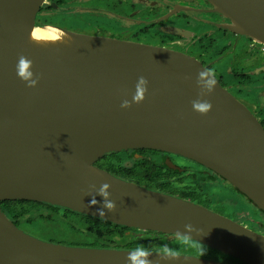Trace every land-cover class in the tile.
<instances>
[{
	"label": "water",
	"instance_id": "obj_1",
	"mask_svg": "<svg viewBox=\"0 0 264 264\" xmlns=\"http://www.w3.org/2000/svg\"><path fill=\"white\" fill-rule=\"evenodd\" d=\"M208 1L231 21V32L264 44V0ZM46 3L0 0V264H130L134 249L73 246L28 234L1 207L23 200L167 236L178 237L191 224L195 242L245 264H264L263 233L97 166L106 156L140 149L180 156L220 176L264 212L259 119L216 77L209 92L212 75L199 78L208 68L186 53L37 26ZM37 28H51L55 37H35ZM21 55L33 61L36 87L17 75ZM140 76L149 81V93L137 104L132 98ZM124 100L129 108L121 107ZM206 100L212 110L200 114L193 104ZM104 183L111 185L107 198L116 209L99 216ZM93 198L97 203L90 206ZM150 253L153 264H228Z\"/></svg>",
	"mask_w": 264,
	"mask_h": 264
},
{
	"label": "flooded vegetation",
	"instance_id": "obj_2",
	"mask_svg": "<svg viewBox=\"0 0 264 264\" xmlns=\"http://www.w3.org/2000/svg\"><path fill=\"white\" fill-rule=\"evenodd\" d=\"M50 3L53 5L47 0L46 4ZM110 5L105 13L109 17L107 24L99 26L106 27L105 30L96 28L85 33L62 28L186 53L214 72L222 86L244 103L264 126V44L231 32L227 28L231 21L216 12L210 1L115 0ZM43 8L39 13L42 16L51 12ZM38 24L58 26L41 21ZM162 156L167 168L175 170L179 166L188 175L206 169L180 156L163 152ZM168 160L175 168L167 165ZM180 162L186 165L180 166Z\"/></svg>",
	"mask_w": 264,
	"mask_h": 264
},
{
	"label": "trees",
	"instance_id": "obj_3",
	"mask_svg": "<svg viewBox=\"0 0 264 264\" xmlns=\"http://www.w3.org/2000/svg\"><path fill=\"white\" fill-rule=\"evenodd\" d=\"M43 10L53 11L54 8L50 3L46 4ZM162 157V152L140 149L106 156L98 161L97 166L140 186L198 203L234 220L238 221L239 219V222L246 226L264 233V223L261 221L264 219V212L226 180L207 169L195 175L186 174L179 166L175 170L169 169ZM188 180L192 185H184ZM217 185L227 189L230 196L212 194L211 189ZM226 198H229L235 207L232 214L224 205ZM243 202L253 206L254 216L248 217L247 214L243 215L237 210L239 204L243 206ZM228 206H230L229 203ZM1 207L18 227H35L42 224L50 227L55 233L60 232L65 235L58 236L53 232L46 239L50 242L117 249H135L137 246L143 245L150 251H160L164 245H167L182 254L193 249L187 246L180 247L177 243V239L180 237L151 231L144 232L51 204L24 200L4 201L1 203ZM196 243L202 246V255L206 258L213 257L217 260H232L239 264H245L208 246Z\"/></svg>",
	"mask_w": 264,
	"mask_h": 264
},
{
	"label": "rangeland",
	"instance_id": "obj_4",
	"mask_svg": "<svg viewBox=\"0 0 264 264\" xmlns=\"http://www.w3.org/2000/svg\"><path fill=\"white\" fill-rule=\"evenodd\" d=\"M50 1L53 3L52 7L54 5H56L57 7H53L54 10L51 11L49 14H44L43 16L39 14L37 16L38 22L39 21L43 23L47 22L49 24L58 25L60 28L63 27V28L73 29L76 31L82 30L85 33H91L92 30H95L96 28H101L102 30L106 29V27H99V26H103V24H107L108 22L107 19L109 17L105 16L106 10L111 7L110 4H112L115 0H50ZM116 11L123 12L121 9H117ZM179 165L185 166L186 164L184 162H180ZM184 185H192V183L190 180H188L184 183ZM211 193L230 196L228 190L219 185L214 186L211 189ZM224 200L226 201L224 205L228 207L230 213H233L235 207L228 206V203L232 205L231 200L229 198H226ZM237 210L244 215L247 214L248 217L254 216V208L252 205H250L247 202H243V206L239 204ZM261 221L262 223H264V219H262ZM22 229L28 234H31L43 240L48 239V236L54 232L52 229H50V227L44 226L42 224L35 227L24 226L22 227ZM54 234L58 236L60 235L65 236L63 233L60 232H56V233L54 232ZM183 254L205 257L197 249H189L187 253H183ZM209 259L217 260L213 257H209ZM217 261H221L228 264H239L232 260L229 261V260L221 259Z\"/></svg>",
	"mask_w": 264,
	"mask_h": 264
},
{
	"label": "clouds",
	"instance_id": "obj_5",
	"mask_svg": "<svg viewBox=\"0 0 264 264\" xmlns=\"http://www.w3.org/2000/svg\"><path fill=\"white\" fill-rule=\"evenodd\" d=\"M32 69H33V61L21 55L16 65L17 75L20 79L26 82L27 86L30 88L36 87L38 84V78H34L35 74ZM207 75H212V79L207 81V88L209 92H213L217 85V80L215 78L214 72H212L209 69H203L199 71L200 79H203ZM148 93H149V81L147 80V78L140 76L138 78V82L135 85V93L133 95L132 100L135 103L140 104L146 100ZM121 107L129 108L130 107L129 101L124 100ZM193 107L200 114L207 115L212 110L213 105L211 104V102L206 100L203 102H194ZM110 186L111 185L109 183H104L99 190L100 195L105 198L103 202V206L97 209L99 216L106 215L104 209H107L110 212L115 211L116 209V204L112 200L107 198L109 196V192L107 190L109 189ZM89 203L90 206H93L97 203V201L95 200V198H93ZM184 227L187 230L186 232L177 231V236L180 237V239H177V243L182 248L187 246L188 248L197 249L202 254L203 253L202 246L197 244L188 234L192 230V225L186 224ZM160 251H161V257L169 261L177 260L178 257L180 256L179 251L170 248L167 245H164ZM150 255L151 253L148 249H146L143 245H139L133 251L130 252L128 256V260L130 261V264H153L152 260L148 258L150 257Z\"/></svg>",
	"mask_w": 264,
	"mask_h": 264
},
{
	"label": "bare ground",
	"instance_id": "obj_6",
	"mask_svg": "<svg viewBox=\"0 0 264 264\" xmlns=\"http://www.w3.org/2000/svg\"><path fill=\"white\" fill-rule=\"evenodd\" d=\"M33 35L35 37H39V38H53L55 37V33L51 28H37L35 29Z\"/></svg>",
	"mask_w": 264,
	"mask_h": 264
}]
</instances>
